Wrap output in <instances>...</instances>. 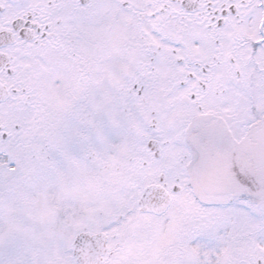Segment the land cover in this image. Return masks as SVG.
<instances>
[{
	"label": "snow or ice",
	"instance_id": "6c2138e0",
	"mask_svg": "<svg viewBox=\"0 0 264 264\" xmlns=\"http://www.w3.org/2000/svg\"><path fill=\"white\" fill-rule=\"evenodd\" d=\"M0 264H264V0H0Z\"/></svg>",
	"mask_w": 264,
	"mask_h": 264
}]
</instances>
